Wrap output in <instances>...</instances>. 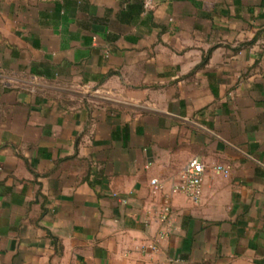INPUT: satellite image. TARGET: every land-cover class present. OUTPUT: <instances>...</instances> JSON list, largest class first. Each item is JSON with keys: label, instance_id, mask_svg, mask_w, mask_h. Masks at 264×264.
<instances>
[{"label": "crops", "instance_id": "obj_1", "mask_svg": "<svg viewBox=\"0 0 264 264\" xmlns=\"http://www.w3.org/2000/svg\"><path fill=\"white\" fill-rule=\"evenodd\" d=\"M166 262L264 264V0H0V264Z\"/></svg>", "mask_w": 264, "mask_h": 264}, {"label": "built area", "instance_id": "obj_2", "mask_svg": "<svg viewBox=\"0 0 264 264\" xmlns=\"http://www.w3.org/2000/svg\"><path fill=\"white\" fill-rule=\"evenodd\" d=\"M144 8L151 11L155 8V0H144ZM217 172H226L223 168H216ZM206 167L204 163L197 159H191L179 174L178 181L172 187V195L183 193L194 203H199L203 197L204 176ZM154 191L163 190V184L157 180H152ZM124 203V202H123ZM170 215V196H166L162 209V220H166ZM162 237L164 234L161 235ZM162 264H170L168 262Z\"/></svg>", "mask_w": 264, "mask_h": 264}]
</instances>
